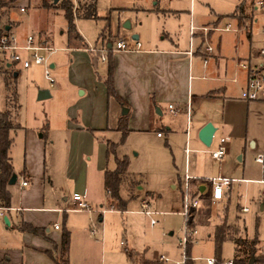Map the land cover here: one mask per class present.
<instances>
[{"label":"rangeland","instance_id":"obj_1","mask_svg":"<svg viewBox=\"0 0 264 264\" xmlns=\"http://www.w3.org/2000/svg\"><path fill=\"white\" fill-rule=\"evenodd\" d=\"M41 1L7 0V8L5 7L2 12V24H6L9 20L20 23L18 34H22L24 39L21 38L20 41L23 43L27 39L25 36L29 34H33L36 40L40 39L38 35L41 30L45 36L49 34L55 52L50 56L48 65L51 67L53 62L57 65L56 69L51 70V76L55 80L53 88L46 79L45 65L33 64L27 70L19 67L21 70L19 77H15L14 72L0 73V112L9 111L14 124L22 127L13 133L14 142L11 151L15 174L19 177L26 167L27 131L34 133L42 145H46L47 161L50 165L54 152L58 151L61 155L64 151V159L71 156L70 149L74 145L70 143L68 121L80 127L99 124L101 121V117L100 119L97 115L93 117L92 113L97 114L99 101L102 105V97L105 94L104 81L110 65L108 62L102 63L99 56L91 55L88 51L86 53L72 50L71 47L99 49L103 42L118 33L128 34L132 41H135L133 36L141 35L142 38L161 40L167 34L169 37L172 36L174 41L187 45L190 37V0H96L97 17L75 19L76 33L70 32L62 10H45L40 6ZM79 1L81 5L87 2V0ZM252 1L249 0L250 12H252L250 8ZM233 3L235 0H222V2L197 0L196 14L205 12L213 18L212 10L215 7L213 4H218L219 8L225 11H231L234 7ZM20 7L26 8L27 11L20 12ZM79 7L76 12L74 8L76 16L79 12L82 14ZM77 33L84 40L76 38ZM18 34L16 36L19 38ZM222 35L224 36L223 51L231 56L234 35ZM228 37H231L232 41L225 39ZM217 45L218 40L213 43L214 47ZM260 46L258 43L256 47L260 48ZM24 57L31 60L29 53H25ZM83 89L92 90V95H83ZM42 91H49L51 98L39 100ZM14 93L17 94L15 97ZM114 101L116 103L117 100ZM113 105L112 101L109 107L107 105L106 126L115 125L116 119L119 118L114 114ZM172 117L170 113L164 114L163 117L158 118L151 131L129 133L123 143L121 132L98 131L95 134L98 144L95 145L92 153H89L87 145H80L83 148L81 150L78 148L71 156L88 164L94 170H97L99 158L100 162L104 158V168L115 170L116 157L119 159L128 157L130 170L144 176L158 191L155 197L148 199L150 207L143 208L140 198L130 199L128 189L124 188L126 185L121 189L122 198L128 201L127 208L142 212L148 209L157 213L152 218L142 212L112 211L105 212L101 222L99 213L93 212L91 215L80 213L75 215V220L80 225L83 221L84 226L74 229L69 228L68 225L63 227L64 220L60 221V225L57 224L61 227L58 232L60 238L66 231L70 233V264H142V260L163 264L157 259L161 255L173 260L181 259L183 253L181 240L186 227L185 218L180 214L183 194L179 189L173 190L172 181L174 180V184L179 186L176 172L185 162V145H169L167 140L169 135L166 133L170 122L175 120ZM73 119L78 120L77 123ZM177 124L179 125L180 122ZM222 127L225 134L232 135L235 140L238 135L242 137L241 142L238 141L241 145H232V161L226 169H223L224 175L229 178L235 176L263 179L264 167L258 165L254 158L257 152L263 153L264 149L260 146L259 150H253L249 141L257 140L259 145H264V105L258 108L235 105L226 126ZM159 132L163 136L162 139L158 138ZM42 134L45 136L40 139ZM109 140L112 141L111 143L119 144L116 155L107 154L106 145ZM99 144H105L102 145L104 152L98 151ZM240 157L243 158L241 161ZM15 187L16 185L10 187L12 198H16ZM233 189L234 202L229 210L226 211L216 204L205 208L202 203L198 209V227L195 222L197 211L194 213L193 225L198 228L199 236L196 243L191 246L190 255L195 264H206L205 258L217 257L212 234L214 227L225 214H228L230 225L240 226L241 237L258 238L261 241L260 246L264 247L262 244L264 243V185L260 184V181L236 183ZM93 192L97 202L92 204L89 201L92 208L99 212L110 210L105 189L103 188L99 194L97 190ZM239 206L248 207L249 212L243 213L238 209ZM152 220L156 222L154 226L151 225ZM92 231L96 233L92 234ZM0 242L11 244L12 248L18 247L11 232L8 231L0 234ZM234 255L233 242H225L220 258L225 262L234 259ZM130 256L134 257L135 263ZM0 262L5 263L4 260Z\"/></svg>","mask_w":264,"mask_h":264},{"label":"crops","instance_id":"obj_2","mask_svg":"<svg viewBox=\"0 0 264 264\" xmlns=\"http://www.w3.org/2000/svg\"><path fill=\"white\" fill-rule=\"evenodd\" d=\"M207 1L209 0H205V2ZM219 1L222 2V0ZM244 1H246L244 6L239 9V5ZM7 5V0H0V30H6L16 35L20 27L19 22L9 20L6 24H2V12L5 7L7 8ZM196 5L197 0H190V37L188 45L180 41H174L172 36L169 37L167 34L161 40L146 39L142 38L141 35L134 39L136 36H133V40L141 43V49L130 52L109 53L106 62L114 68L113 82L116 92L127 104L129 110V133L151 131L152 126L157 123L159 117L170 113L173 116L172 119L175 120L170 122V126L167 129L166 134L169 135L167 140L170 143L169 145H185V149L188 145L189 149L192 150L188 157L190 174L202 179L215 176L229 177L224 175L223 169H226L232 161V145H241L242 137L238 135L237 140H235L232 135L225 134L222 126H226L227 120L231 117L232 108L235 105H242L246 108H258L264 105V101L245 102L240 99L241 92L246 88L247 75L246 71L238 67L239 62L250 61L258 50L257 44L261 45L262 43L260 34L261 19L255 11L254 1L250 4L253 13L248 9L249 0H235L231 11H225L220 9L218 4H213L215 6L212 10L213 18L205 12L196 14ZM40 6H43V0ZM23 8H19L20 12H22L21 9ZM24 9L25 11L22 13L27 11L26 8ZM229 23L237 31H211L208 35V41L213 46L214 41L218 40V45L217 47L213 46L215 49L213 54L207 53L203 28L225 27ZM192 27L196 28L193 49L191 48ZM41 31L38 35L39 38L47 45L52 46L50 35L45 36ZM222 34L234 35L233 41L231 37L225 38L227 41H232L231 56L229 54L226 55L225 51H223L224 36ZM18 35L19 41L21 38L22 40L24 39L21 33ZM28 36H25V38H28ZM121 36L130 37L128 34L118 33L103 42L99 49H103L106 46L108 48L112 47L116 39ZM26 40L24 43L20 41L21 44H25ZM129 40L134 48L135 41L130 38ZM70 49L87 53L85 49L79 47H71ZM90 54L101 58V54ZM205 58L209 59L208 65L204 64ZM51 67L56 69V63H51ZM20 72L19 67L14 71L18 75L17 77L20 76ZM104 92L102 105H100L99 101L97 114L94 115L92 113L93 117L96 115L98 119L101 117L99 124L80 127L78 124L67 122V125L70 126L67 127L68 131L70 130V143L74 145L70 149L71 156L78 148L79 150L83 148L80 145H87L89 153H92L93 148L98 144L96 132H119L116 129L119 125V118L123 115L121 113L123 107L117 101L115 103L114 98L109 97L106 85ZM82 94L91 96L92 90L83 89ZM111 101L114 104V114L119 118L116 119L115 125L106 126L107 105L109 107ZM170 105H173L178 113L174 114L169 108ZM158 109H160L161 115L157 113ZM73 121L77 123L78 120L73 119ZM178 122H180L179 125L177 124ZM208 123H212L216 128L211 147H206L199 137L201 130ZM21 128L19 126L17 131ZM44 136L45 134H42L40 139ZM221 137L228 138V154L224 161L220 163L213 160L207 151L216 149ZM158 138L162 139L163 136H158ZM249 144H252L253 150H259L260 146L264 149V145H259L257 140H250ZM99 145L97 147L98 151L102 150L104 152L105 149L102 145L105 144ZM107 147L108 143L106 150ZM185 149V162L176 172L179 186L175 185L173 180V190L179 189L182 191L187 166ZM11 151L10 157L13 162ZM63 153L64 151L60 155L58 151L54 152L50 165H48L46 145H42V142L39 141L34 133L27 131L26 167L21 177L18 176L16 191H14L16 198H12V206L20 208V211L9 214V225H6L4 220L0 219V234L5 231L11 232L13 240L18 247L12 248L11 244L0 242V261H7L8 264H55L49 253L60 255L62 242V237L60 238L58 235L61 227L57 230L55 225L64 220L63 227L68 225L71 229L79 228V226L83 228V221L80 225L75 220V215L80 213L92 214L71 211L73 196L75 194L84 195L88 201L94 204L97 200L93 191L97 190L99 194L104 188L109 204L110 196L105 188V173L109 169L104 168V158L101 162L100 158L97 160V170H94L88 164L73 159L70 155L68 159H64ZM258 154L260 152H257L256 156ZM242 159L240 157V161ZM218 166L219 168H217ZM261 166L264 167V165ZM127 176L128 181L125 183L126 186L124 188L128 189L130 199L140 198L143 208H145L144 205L150 207L148 199L155 197L158 190L153 188L151 182L147 181L137 171H131L130 166L127 170ZM23 178L29 181V186L26 188H22L20 185V181ZM230 178L242 179L246 183L264 180V178L248 179L235 176ZM244 182H240V184ZM234 184L236 183H233L230 189L225 190L224 198L217 203L212 200L211 185L203 181H194L192 186L193 191H195L200 200V206L203 203L204 207L207 208L216 204L223 207L224 210H229L234 202ZM243 208L241 206L239 210L243 211ZM112 211L142 212L134 208H126V210L121 211L110 209L107 212ZM96 213L101 214L98 211ZM243 213L247 212L243 211ZM198 215L199 212L197 210L195 216L197 227L199 224L197 221ZM102 217L103 214L100 217L101 222L103 221ZM24 225L31 226L38 232L31 233L21 230ZM237 227L240 228L239 225ZM56 248H58L57 253L55 251Z\"/></svg>","mask_w":264,"mask_h":264},{"label":"built area","instance_id":"obj_3","mask_svg":"<svg viewBox=\"0 0 264 264\" xmlns=\"http://www.w3.org/2000/svg\"><path fill=\"white\" fill-rule=\"evenodd\" d=\"M78 1V5L77 4ZM255 11L261 19V27L260 34L262 36V43L260 48L255 52L250 61H242L238 63V67L244 71H246L247 80H246V88L241 92L240 99L245 102H259L264 101V0H253ZM75 12L79 7V0H74ZM22 12L25 9H21ZM77 14H75L76 16ZM191 48L193 49L194 38L196 33V28L192 27L191 30ZM211 31L215 32H228V31H237L231 23L226 25L225 27H212V28H203L204 37H205V45L206 52L209 54L214 53V47L208 41V35ZM135 47L130 44L129 38L126 36H122L116 39L114 45L110 48L107 46L103 49L98 48H87L86 51L89 53L101 54L102 63L107 61V55L109 53L116 52H130L134 50L141 49L142 45L139 42H134ZM55 52V49L52 46L47 45L43 40L36 38L33 35L28 36L26 43L21 44L18 37L6 30H0V66L1 72H14L18 67L27 70L30 69L31 66L38 65L46 66L45 76L49 81L51 88L55 86V80L51 76L52 67H49V59L50 56ZM25 53H29L31 56V60H28L24 57ZM45 53H48L46 55ZM209 59H204V64L208 65ZM15 74V73H14ZM170 110L176 114L178 113L177 109L173 105H170ZM158 136L161 137L162 134L158 133ZM228 138L221 137L219 139V145L214 150H209L207 153L211 156V158L217 162H222L228 154ZM192 150L189 149L188 145L185 149L186 157H187V166L185 170L183 186H182V194H183V206L180 214L185 218L186 227L184 229V237L181 240V248H182V256L181 259L173 260L168 256L161 255L157 259L163 264H187V261L193 260L188 255V247L190 245H194L197 241V237L199 236V231L196 226L193 225V215L198 210L200 206V200L196 195L195 191H193V182L194 181H203L204 183H208L212 187V200L217 203L220 202L224 198L225 190L230 189L233 183H240L243 180L240 179H232L225 176H217V177H209L206 179H202L199 177H195L190 174L188 168V157L191 154ZM255 162L264 165V153H260L255 158ZM2 164L0 162V172H1ZM261 184H264V180L260 181ZM20 185L22 188H26L29 186V181L26 179H22L20 181ZM264 196V192H263ZM145 208H148L147 205H144ZM20 211V208L15 207H7L0 200V219L4 220L9 216L12 212ZM73 212H88L93 213L96 212L89 201L84 195L75 194L73 196L72 209ZM244 212H248L249 208L244 207ZM99 212V211H98ZM107 212L106 210H102L101 214ZM148 217H153L157 215V213L152 212L150 210H145L143 212ZM156 224L155 220L151 221V225L154 226ZM58 225H55V229H59ZM95 231H92V234H95ZM206 264H217V260L215 257H208L204 259ZM222 264H234V260L225 261Z\"/></svg>","mask_w":264,"mask_h":264},{"label":"trees","instance_id":"obj_4","mask_svg":"<svg viewBox=\"0 0 264 264\" xmlns=\"http://www.w3.org/2000/svg\"><path fill=\"white\" fill-rule=\"evenodd\" d=\"M244 1L239 5V9L244 6ZM79 8L82 12L78 13V16H75L74 12V0H60L58 4H54L53 0H43L42 8L45 10H56L60 9L64 12V17L69 25V30L72 33H76L75 19L77 18H86V19H95L96 15V0H87L85 5H81L79 1ZM76 38L84 40L82 36L78 33ZM84 49H86L84 47ZM1 72V66H0ZM113 73L114 68L112 65L109 67V71L105 78V85L107 87V92L109 97L114 98L117 102L123 107L126 108L127 104L118 96L114 82H113ZM16 96V93L13 94ZM130 114L122 115L117 127V131L122 133L121 142L123 143L130 130L128 128V120ZM19 126L15 125L12 116L9 111L0 112V162L2 164L0 172V200L7 207L12 206V193L10 190V180L15 174L12 158L10 157V151L13 146L14 138L13 133ZM119 144L108 142L107 154L116 155V151ZM117 167L115 170H108L105 173V188L107 193L110 196L109 207L112 210H126L128 201L124 200L121 196V189L128 181L127 170L130 166L128 157L119 159L116 157ZM238 209H241L239 206ZM227 211V210H226ZM21 230L29 231L31 233H37L38 230L34 229L31 226L24 225ZM240 228L237 226L230 225L228 223V214H225L221 219L219 224L215 227L214 233L212 235L216 252L218 253L216 260L217 264H222L224 261L220 258V253L225 242H233L235 246V255H234V264H249L252 259L255 260V264H264V247H261V241L258 238H243L240 236ZM191 246L188 247V255H190ZM56 253L58 248L55 249ZM69 251H70V233L66 231L62 236L60 255L49 253L55 264H70L69 263ZM134 261V257L130 256ZM135 263V261H134ZM142 264H161L158 262L152 263L147 260H142ZM1 264V262H0ZM2 264H8L7 261ZM187 264H195L193 260L187 261Z\"/></svg>","mask_w":264,"mask_h":264},{"label":"water","instance_id":"obj_5","mask_svg":"<svg viewBox=\"0 0 264 264\" xmlns=\"http://www.w3.org/2000/svg\"><path fill=\"white\" fill-rule=\"evenodd\" d=\"M60 2V0H53V3L56 5ZM138 37H134V39H137ZM15 77H17V73L14 74ZM48 98H51V94L49 91H42L40 92L39 94V100H45V99H48ZM129 112V110L127 108H123V111H122V114L123 115H127ZM157 113L159 115H161V111L160 109H158ZM215 134H216V128L213 126L212 123H208L200 132V140L201 142L206 146V147H211L212 143H213V140H214V137H215ZM17 180H18V176L17 174H14L10 180V186H13V185H16L17 183ZM4 222L6 225H9V218L6 217L4 219ZM249 264H255V260L252 259L250 261Z\"/></svg>","mask_w":264,"mask_h":264}]
</instances>
